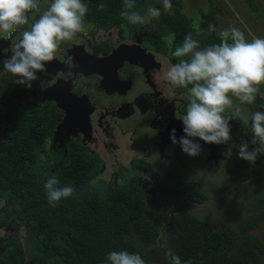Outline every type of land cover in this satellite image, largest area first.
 I'll return each mask as SVG.
<instances>
[{"label":"flooded vegetation","instance_id":"flooded-vegetation-1","mask_svg":"<svg viewBox=\"0 0 264 264\" xmlns=\"http://www.w3.org/2000/svg\"><path fill=\"white\" fill-rule=\"evenodd\" d=\"M140 4L136 2L137 9ZM139 12L146 15L143 10ZM117 17L120 19L116 23L107 26L87 23L84 32L62 43L55 58L37 73L38 79L31 82V88L16 83L17 77L3 72V63L11 57L15 45L12 41L21 32L17 31L8 40H0V197L4 199L0 202V264L21 261V255L17 258L13 255V251L21 249L20 240L24 239L22 244L28 243V246L31 243L32 248L38 244L42 228L29 225L26 218L15 212L16 197L21 194L22 180L27 175L38 182L53 175L57 177L77 151L89 155L95 166H100L95 173L100 182L103 175L100 171L105 168L101 155L104 152L119 167L112 173L115 179L123 168L116 152L126 141L129 150L145 151L139 156L142 158H133L130 162L134 175L129 177H135L148 189L157 188L147 178L141 179L140 165L148 167L144 168L156 184L157 177L166 182L154 170V165H147L160 158L144 156L148 155L147 150L158 151L160 162L166 161L168 155L164 152L177 144L170 139L172 130L175 129L176 138L185 134L180 118L188 102L187 89L163 81L158 84L160 70L175 62L165 57L162 64L154 57L157 53L164 56L174 48L175 39L179 40L172 38L168 42L170 47L164 46L167 36L160 27L170 31L173 18L161 14L159 20L145 25L128 21L122 26V17ZM170 33V37L175 35ZM188 34L195 38L197 29L192 28ZM179 37L180 42L185 39ZM68 60L76 67L71 79L66 81L60 72L68 71L65 64ZM136 116L143 118L142 124H147L149 131L139 133L135 128L124 127V124L138 123ZM144 133H150L153 138L143 137ZM126 134L127 140L121 143V137ZM43 170H48V174ZM86 176L89 186L90 174ZM13 178H20L19 184L11 185ZM10 233L18 238L11 237Z\"/></svg>","mask_w":264,"mask_h":264},{"label":"trees","instance_id":"trees-1","mask_svg":"<svg viewBox=\"0 0 264 264\" xmlns=\"http://www.w3.org/2000/svg\"><path fill=\"white\" fill-rule=\"evenodd\" d=\"M100 3L106 5L103 11L97 10ZM84 4L88 7L84 21L107 26L120 19L117 15L122 11L124 0H86ZM171 25L170 31L181 37H186L187 30H191L184 22L172 21ZM213 43H220V37L214 36ZM257 102L248 104L249 108H256ZM230 124L238 132L244 126L240 119H233ZM245 137L250 149H254L253 135L245 134ZM13 153L17 155V151ZM261 158L264 154L256 161ZM13 168L14 165L11 171ZM94 168L95 162L90 156L76 151L63 173L57 176L61 186L70 185L75 192L55 207L46 198V181H32L28 175L22 180L15 212L26 218L29 225L42 228L36 246L37 264H106L109 252L121 250L139 253L145 258L146 252L138 246L135 237L150 243L159 238L163 211L167 208H160L159 200L163 198L168 202L178 201L173 214L176 226L170 234L172 221L167 232L171 238L169 249L180 257L182 264L185 261L187 264H262L264 244L246 230H235L228 219L216 228L189 211V202L202 203L207 198L200 181L186 177L168 183L157 177V188L148 189L135 177H129L120 184L90 188L86 185L89 179L86 175ZM19 182L20 178H13L11 185ZM149 191L158 197L148 194Z\"/></svg>","mask_w":264,"mask_h":264},{"label":"clouds","instance_id":"clouds-1","mask_svg":"<svg viewBox=\"0 0 264 264\" xmlns=\"http://www.w3.org/2000/svg\"><path fill=\"white\" fill-rule=\"evenodd\" d=\"M158 3L160 7L150 6L146 15H142L136 10V0H124L121 15L133 25H145L148 21L159 20L162 10L167 12L173 7L172 0H158ZM105 7L100 3L97 10L103 11ZM33 11L39 15L33 16L32 23H29L28 14ZM87 12L88 7L82 0H49L43 11L40 0H0V33L11 37L17 28L29 25L28 30L20 33L11 57L3 63V72L17 77L16 83L31 88V82L38 79L37 73L55 58L60 45L85 31ZM208 31H215V26L210 24ZM219 35L220 43L201 47L200 41L188 34L172 52L176 62L157 74L158 84L163 81L187 89L188 102L180 118L185 135L177 140L173 129L170 139L179 143L189 156H197L201 153V145L195 138L209 144H224L232 139L231 120L240 119L245 125L251 121V143L256 147L249 151L248 143L241 142L238 154L254 163L257 155L264 154V112L254 111L249 116L240 107L233 108L232 97L240 104L249 105L256 103L258 96L264 100V92L259 90V86L264 84V38L249 40L242 30L234 26L222 30ZM65 64L68 71L62 70L60 77L67 81L76 65L71 60ZM41 86L45 87L43 81ZM259 107L264 108V104ZM229 109L230 114H226ZM44 188L52 207L75 192L70 185L61 186L54 175L46 180ZM166 258L169 264H182L180 257L170 249L166 251ZM106 264L148 262L139 253L121 250L109 252Z\"/></svg>","mask_w":264,"mask_h":264},{"label":"rangeland","instance_id":"rangeland-1","mask_svg":"<svg viewBox=\"0 0 264 264\" xmlns=\"http://www.w3.org/2000/svg\"><path fill=\"white\" fill-rule=\"evenodd\" d=\"M86 3V0H82ZM141 2L139 9L143 10L146 14L149 6L160 7L158 0H136ZM173 7L167 11L166 15L173 18L174 21L185 23L190 29H197V34L194 39L200 41V46L205 47L213 44L211 36H219L220 32L229 26L239 28L245 33L247 39L251 40L253 37L264 38V0H172ZM41 11L46 10V1L40 2ZM123 10V7L121 8ZM163 11V10H162ZM120 12V11H119ZM122 12V11H121ZM120 14L119 16L122 17ZM39 15L33 11L29 15V23H32V17ZM117 15V16H118ZM38 17V16H37ZM125 25L129 20L122 17ZM95 24L90 20L84 21V25ZM215 26V31L209 32V25ZM20 31L29 29V25L24 27L20 26ZM167 36L164 39V46L169 48V41L172 38H177L173 42L174 48L163 55L157 53L154 56L157 62L173 58L172 62H176V58L172 56L174 49L179 46L182 39L176 33L173 37L168 29L160 27V30ZM200 29V30H199ZM112 31L114 30L111 29ZM190 32L191 30H187ZM20 39V35L15 37L12 44H15ZM147 42V40H146ZM163 64V63H162ZM166 67V66H165ZM260 92H264V84L259 86ZM233 99V108L240 107L242 111L249 115L254 111L264 112V108L259 105L264 104V100L260 97L257 98V107L250 109L248 104H240L239 100L235 97ZM231 109L226 110V114H230ZM184 114V113H183ZM138 123L124 124V127L135 128L139 133L149 131L147 124H142L140 116H136ZM237 119H235L236 121ZM251 121L249 124L242 127L237 131L235 127L230 124L232 139L224 144H209L205 143L199 138H195L196 142L201 145V153L197 156H189L185 153L179 143L175 144L172 149H167L164 153L168 155L166 161H161V154L158 151L153 152L147 150L148 155L144 157L160 158L147 162V165H154V170L162 175L166 182L173 180H180L183 178H192L201 182L202 191L207 196L206 200L202 203L189 202V211L200 219L209 221L216 228L220 227V222L228 219L235 228V230H246V232L255 237L258 242L264 244V158L259 161L250 162L239 157V145L241 142H247L249 151L250 143L245 137L253 135L251 132ZM247 129V130H246ZM185 134H183L184 136ZM144 136L153 138L150 133H144ZM179 138V137H177ZM127 140V134L121 137V143ZM179 140V139H177ZM145 144V143H144ZM122 149L116 152V158L123 168L117 177L114 179L112 173L116 172L119 167L112 164V156L106 155L101 152L105 168L100 172L103 173L101 181L98 182L95 178V173L100 169L97 165L91 171L89 187L100 188L107 187L109 184H120L128 180L129 176L134 175L131 171L133 165L130 164L133 158L140 159L142 152L139 149H130L126 141L121 144ZM263 154L257 155L256 159ZM89 156V155H88ZM42 156H40V159ZM135 159V160H136ZM42 160V159H41ZM129 163V164H128ZM155 163V164H154ZM146 167V166H144ZM143 166L138 165V172L141 179L149 180L150 184L157 186L154 180ZM148 169V167H146ZM44 174H48V170H43ZM99 172V173H100ZM4 199L0 197V202ZM161 207H167L163 211V230L155 243H150L135 237V241L140 248L146 252L145 260L148 264H166V251L169 249L171 238L167 232V228L173 221V227L170 234L176 226L175 215L178 201H167L166 198L159 200ZM173 218V219H172ZM13 238H18L16 234H11ZM24 239L20 240L21 249L19 252H14L13 255L17 258L21 255V261L18 264H37V250L31 247V243L22 244ZM33 252H32V249ZM41 255V254H40ZM262 264H264V255L262 256Z\"/></svg>","mask_w":264,"mask_h":264},{"label":"built area","instance_id":"built-area-1","mask_svg":"<svg viewBox=\"0 0 264 264\" xmlns=\"http://www.w3.org/2000/svg\"><path fill=\"white\" fill-rule=\"evenodd\" d=\"M43 1H46V7H47V5L49 4V0H40V2H43ZM31 13H32V12H31ZM31 13H29L28 16H29ZM24 26H26V25H23V26H21V27H24ZM20 29H21L20 27L17 28L16 32H17V31H20ZM16 32H14L13 34H15ZM13 34H12V35H13ZM12 35H11V36H12ZM9 38H11V37H9L7 33H0V40H8Z\"/></svg>","mask_w":264,"mask_h":264},{"label":"crops","instance_id":"crops-1","mask_svg":"<svg viewBox=\"0 0 264 264\" xmlns=\"http://www.w3.org/2000/svg\"><path fill=\"white\" fill-rule=\"evenodd\" d=\"M167 13V12H166ZM165 12L162 11V14H166Z\"/></svg>","mask_w":264,"mask_h":264},{"label":"water","instance_id":"water-1","mask_svg":"<svg viewBox=\"0 0 264 264\" xmlns=\"http://www.w3.org/2000/svg\"><path fill=\"white\" fill-rule=\"evenodd\" d=\"M38 16V14L36 15V17Z\"/></svg>","mask_w":264,"mask_h":264}]
</instances>
